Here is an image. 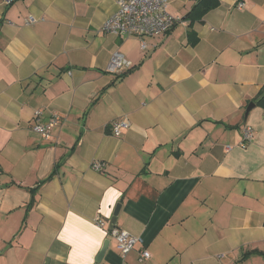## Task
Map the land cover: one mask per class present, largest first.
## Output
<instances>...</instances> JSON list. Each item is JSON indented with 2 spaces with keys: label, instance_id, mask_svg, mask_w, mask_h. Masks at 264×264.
<instances>
[{
  "label": "crops",
  "instance_id": "0c3cea01",
  "mask_svg": "<svg viewBox=\"0 0 264 264\" xmlns=\"http://www.w3.org/2000/svg\"><path fill=\"white\" fill-rule=\"evenodd\" d=\"M115 1L0 0V264H96L104 245L98 264H264V0L191 26L198 0H168L181 20L145 49L101 31ZM114 51L126 73L106 71ZM37 110L62 118L49 139ZM116 204L140 239L125 256Z\"/></svg>",
  "mask_w": 264,
  "mask_h": 264
},
{
  "label": "built area",
  "instance_id": "2783aa9c",
  "mask_svg": "<svg viewBox=\"0 0 264 264\" xmlns=\"http://www.w3.org/2000/svg\"><path fill=\"white\" fill-rule=\"evenodd\" d=\"M4 5H9L15 0H1ZM168 0H116L115 12L106 19L101 26V31L111 35L120 37L137 36L141 39V49H145L146 44L144 37L157 36L168 32L177 22L181 19L173 17L167 12ZM236 6L242 8L243 3L237 2ZM36 19L33 16H28L26 19L27 24H31ZM132 66L129 61L121 52L114 51L106 66V71L114 75H119ZM35 122L32 125V130L45 139L51 137V131L54 127L58 126L62 118L53 113L46 122L41 120V111L37 110L34 113ZM129 126L125 120L115 121L112 123V131L118 135L123 128ZM252 128L244 126L242 129V142L241 145H246L252 139ZM91 168L99 171L102 168V162H93ZM95 224L100 227L106 225L105 221L100 217L95 218ZM115 239L116 247L122 256L129 253L134 245L140 241L139 238L131 235L127 230L113 227L109 230ZM149 257V253L144 250L140 258Z\"/></svg>",
  "mask_w": 264,
  "mask_h": 264
},
{
  "label": "trees",
  "instance_id": "16d2710c",
  "mask_svg": "<svg viewBox=\"0 0 264 264\" xmlns=\"http://www.w3.org/2000/svg\"><path fill=\"white\" fill-rule=\"evenodd\" d=\"M218 4V0H198L191 12L185 16L183 20H189V26H191L195 20H200L207 11L217 7ZM187 36L189 44L194 45L197 41V37L191 28L188 30ZM255 103L264 111V86L260 89L258 95L256 96Z\"/></svg>",
  "mask_w": 264,
  "mask_h": 264
},
{
  "label": "water",
  "instance_id": "95a60500",
  "mask_svg": "<svg viewBox=\"0 0 264 264\" xmlns=\"http://www.w3.org/2000/svg\"><path fill=\"white\" fill-rule=\"evenodd\" d=\"M254 105V103H249V105L246 107V110H245V116L247 115L248 111L251 109V107ZM119 208H120V204H116L115 208H114V211H113V215H112V218H111V221H110V224H109V230H111L113 227H114V224H115V219H116V216L119 212ZM106 248V245L103 246V248L100 250V252L98 253L97 257H96V264H98L103 256V252Z\"/></svg>",
  "mask_w": 264,
  "mask_h": 264
}]
</instances>
